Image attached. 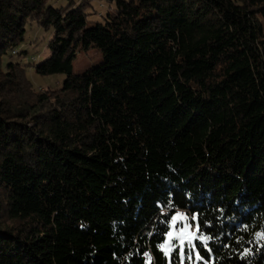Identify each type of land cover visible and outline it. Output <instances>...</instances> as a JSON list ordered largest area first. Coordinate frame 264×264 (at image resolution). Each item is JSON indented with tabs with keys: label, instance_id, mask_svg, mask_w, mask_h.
<instances>
[{
	"label": "trees",
	"instance_id": "16d2710c",
	"mask_svg": "<svg viewBox=\"0 0 264 264\" xmlns=\"http://www.w3.org/2000/svg\"><path fill=\"white\" fill-rule=\"evenodd\" d=\"M105 1L0 0V264H264V0ZM29 21L61 88L5 59ZM179 209L212 237L182 262Z\"/></svg>",
	"mask_w": 264,
	"mask_h": 264
},
{
	"label": "rangeland",
	"instance_id": "374dc122",
	"mask_svg": "<svg viewBox=\"0 0 264 264\" xmlns=\"http://www.w3.org/2000/svg\"><path fill=\"white\" fill-rule=\"evenodd\" d=\"M72 0H49V4L56 7H65ZM74 2H79L80 0H73ZM107 6L105 0H91V4L85 6V11L88 12V25L91 26L95 21H103L101 13L106 12ZM25 40L18 46L19 54H15L12 57L7 56L6 60L22 61L27 67V75L32 81L35 88L39 91L44 92L46 90H55L61 88L65 79L67 78L65 73H53L43 75L36 72L33 67L50 56L51 50L48 46L49 39L52 36V30H45L36 21H29L26 25ZM25 52V53H23ZM14 53H18L17 50ZM104 61L103 53L97 48L93 47L87 51H79L76 57L73 59V71L74 73H82L94 66L101 64ZM185 216L187 219L185 221L177 220L176 231H179L181 224L191 225L189 231L196 232L193 229L194 225L191 221V215L183 214L178 211L174 217ZM173 229H171L172 231ZM167 241V240H166ZM194 242V241H193ZM173 244H177L176 239L172 240ZM179 248V247H178ZM185 250H188L187 241L184 245V255ZM170 255V254H169Z\"/></svg>",
	"mask_w": 264,
	"mask_h": 264
},
{
	"label": "snow or ice",
	"instance_id": "6c2138e0",
	"mask_svg": "<svg viewBox=\"0 0 264 264\" xmlns=\"http://www.w3.org/2000/svg\"><path fill=\"white\" fill-rule=\"evenodd\" d=\"M180 221H185L187 218L185 216H178V217H172L171 219V227H172V231H168L167 233V241L163 244L158 245V247L164 252V254L167 256L169 255L175 248L179 247V259L182 262L183 258H184V245L185 242L187 241V247L189 249V253H188V259L192 260L193 257V252L195 250V243L193 242L194 240L198 239L203 247L207 248L208 247V241L210 239H212L211 236H204V235H199L197 236L195 232H190L189 229L191 227V225L188 224H181L179 231H176V224H177V220ZM193 219L195 220L196 217L193 216ZM200 226L199 224H197V231H199ZM264 234H258V238H261V236ZM176 239L177 244H173L172 240ZM209 251H211V249H208ZM196 259L199 260L201 259L200 255L198 252L195 253Z\"/></svg>",
	"mask_w": 264,
	"mask_h": 264
},
{
	"label": "built area",
	"instance_id": "2783aa9c",
	"mask_svg": "<svg viewBox=\"0 0 264 264\" xmlns=\"http://www.w3.org/2000/svg\"><path fill=\"white\" fill-rule=\"evenodd\" d=\"M179 211L182 212L183 214L191 215V213L186 209H181V210L179 209ZM193 229H195V226L193 227Z\"/></svg>",
	"mask_w": 264,
	"mask_h": 264
}]
</instances>
